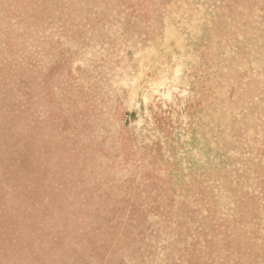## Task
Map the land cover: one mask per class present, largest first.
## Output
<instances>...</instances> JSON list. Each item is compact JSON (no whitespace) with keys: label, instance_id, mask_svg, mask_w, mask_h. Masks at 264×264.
<instances>
[{"label":"rangeland","instance_id":"obj_1","mask_svg":"<svg viewBox=\"0 0 264 264\" xmlns=\"http://www.w3.org/2000/svg\"><path fill=\"white\" fill-rule=\"evenodd\" d=\"M0 264H264V0H0Z\"/></svg>","mask_w":264,"mask_h":264}]
</instances>
